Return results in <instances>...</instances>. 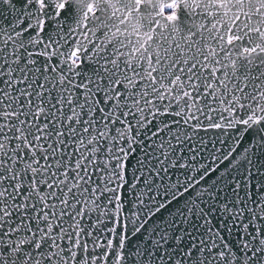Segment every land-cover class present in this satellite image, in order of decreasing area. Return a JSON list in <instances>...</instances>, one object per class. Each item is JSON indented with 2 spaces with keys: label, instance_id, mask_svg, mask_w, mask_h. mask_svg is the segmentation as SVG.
<instances>
[{
  "label": "snow or ice",
  "instance_id": "snow-or-ice-1",
  "mask_svg": "<svg viewBox=\"0 0 264 264\" xmlns=\"http://www.w3.org/2000/svg\"><path fill=\"white\" fill-rule=\"evenodd\" d=\"M0 264H264V0H0Z\"/></svg>",
  "mask_w": 264,
  "mask_h": 264
}]
</instances>
